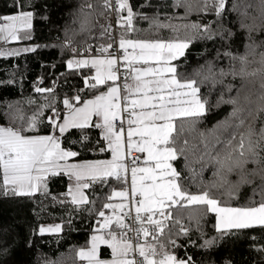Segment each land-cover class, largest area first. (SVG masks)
Instances as JSON below:
<instances>
[{"label": "snow or ice", "instance_id": "6c2138e0", "mask_svg": "<svg viewBox=\"0 0 264 264\" xmlns=\"http://www.w3.org/2000/svg\"><path fill=\"white\" fill-rule=\"evenodd\" d=\"M38 3L13 0L0 14V58L50 47L67 69L50 86L38 77L29 95L18 66L0 80L19 92L0 99V199L34 205L27 247L45 235L59 245L80 217L91 231L69 250L79 264H216L215 251L242 238L264 264V243L247 235L264 234V0H142L136 10L74 0L63 40L8 47L33 40ZM49 208L60 223L39 222ZM16 245L15 229L0 227V264Z\"/></svg>", "mask_w": 264, "mask_h": 264}, {"label": "trees", "instance_id": "16d2710c", "mask_svg": "<svg viewBox=\"0 0 264 264\" xmlns=\"http://www.w3.org/2000/svg\"><path fill=\"white\" fill-rule=\"evenodd\" d=\"M13 0H0V14H11L13 9L9 7ZM134 7V10L139 8L142 0H130ZM74 3V0H39L37 4L38 15L33 20V40L26 42H14L9 43L8 46H22L29 44L45 45L54 41L55 37L60 36L63 40V26L70 18L68 16L69 5ZM46 4L48 10L46 15L48 20H42L39 18V14L43 13L41 5ZM32 10V9H25ZM140 27H147V23H141ZM238 35L243 36V33ZM239 50L243 52V44L238 43ZM202 51V46L197 44L191 48V55L189 56L190 64L195 67L197 62V53ZM56 64V68L52 69L50 65ZM43 65V67H42ZM17 68L18 73H23L24 79V95L32 93L31 84L37 80L38 77H44V85L50 86L51 80L55 79L60 73L65 72L66 66L60 61L59 49L53 48H39L35 53H28L22 55L19 58H8L7 60L0 58V80L7 79L8 71ZM63 83V79H61ZM69 83H79L76 79H70ZM18 89L8 87H0V99L4 97L16 98L18 97ZM227 107V106H225ZM230 111V108H228ZM220 112H224V109H220ZM226 114V113H224ZM216 118L222 119L220 115ZM211 122L202 125L201 127H211L212 123H215V118H210ZM2 122V121H0ZM88 158H93L89 156ZM199 168V165H194ZM204 179H211V172L207 171L204 174ZM63 185L59 182L51 185L53 192L62 190ZM244 194H250V189H244ZM34 205L31 202L26 201H10L0 199V227L11 226L15 229V236L17 245L12 256V264H38L37 256L43 253L45 256L55 259L61 257L64 264H79L75 257L74 251H69L73 246L79 247L85 244V241L90 235V224L87 219L77 217L69 229L65 226L63 233V239L59 245L56 244L55 239L52 236L45 235L43 238H34V245L32 248L27 247V240L29 237V227L37 224V219L33 215ZM50 213V214H49ZM64 215L59 208L48 209L47 213L41 215V220L45 224L48 223H60L59 217ZM94 224V222H93ZM208 231L211 233V225H208ZM247 235H256L260 237L258 243H264V234L257 231H250ZM195 238V237H193ZM251 241L246 238H242L237 241H229L226 245L221 246L215 251L211 259H215L216 264H223L225 259L231 260L232 264H255L260 259L259 254L251 251L249 248ZM193 249H189V252H193ZM179 255H183V250H180ZM103 257L109 255V250H105L102 253ZM198 255V254H197Z\"/></svg>", "mask_w": 264, "mask_h": 264}, {"label": "built area", "instance_id": "2783aa9c", "mask_svg": "<svg viewBox=\"0 0 264 264\" xmlns=\"http://www.w3.org/2000/svg\"><path fill=\"white\" fill-rule=\"evenodd\" d=\"M91 43H93V45L95 46L96 43H97V41L93 40V41H91ZM135 155H137V154L136 153H133V156H135Z\"/></svg>", "mask_w": 264, "mask_h": 264}, {"label": "rangeland", "instance_id": "374dc122", "mask_svg": "<svg viewBox=\"0 0 264 264\" xmlns=\"http://www.w3.org/2000/svg\"><path fill=\"white\" fill-rule=\"evenodd\" d=\"M11 44L14 43V42H10ZM8 46V45H7ZM22 46H27V45H22ZM8 47H16V46H13V45H10ZM21 47V46H20ZM48 224H54V223H48Z\"/></svg>", "mask_w": 264, "mask_h": 264}, {"label": "crops", "instance_id": "0c3cea01", "mask_svg": "<svg viewBox=\"0 0 264 264\" xmlns=\"http://www.w3.org/2000/svg\"><path fill=\"white\" fill-rule=\"evenodd\" d=\"M16 47H20V46H16ZM109 255H110V250H109ZM109 255H108V256H109ZM108 256H107V257H108ZM107 257H103V258H107Z\"/></svg>", "mask_w": 264, "mask_h": 264}]
</instances>
